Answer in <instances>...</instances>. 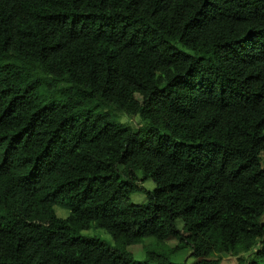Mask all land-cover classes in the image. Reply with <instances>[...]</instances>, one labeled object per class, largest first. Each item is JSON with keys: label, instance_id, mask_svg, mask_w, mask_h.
Wrapping results in <instances>:
<instances>
[{"label": "trees", "instance_id": "obj_1", "mask_svg": "<svg viewBox=\"0 0 264 264\" xmlns=\"http://www.w3.org/2000/svg\"><path fill=\"white\" fill-rule=\"evenodd\" d=\"M224 255L264 264V0H0V264Z\"/></svg>", "mask_w": 264, "mask_h": 264}, {"label": "rangeland", "instance_id": "obj_2", "mask_svg": "<svg viewBox=\"0 0 264 264\" xmlns=\"http://www.w3.org/2000/svg\"><path fill=\"white\" fill-rule=\"evenodd\" d=\"M116 113H117L118 118L124 122H127L129 124H133L137 122V119H138L137 115L133 116V115L123 113V112H118V111H116ZM141 183L145 187H151L153 185V180L147 177L143 179ZM145 198H146V195L142 190H136L130 193V199L132 201H136V202L142 201ZM54 209H55V212L61 216H64L67 213V208L60 206L58 204H54ZM177 223L180 224V221L178 220ZM80 231L83 234H89V235L93 234V235L99 236L104 239H108V240L110 239L109 233L100 226L90 225L89 227L82 228ZM151 239H152V236L150 235L143 236L138 241L130 243L128 247L133 251L134 256L141 257L144 253V250L148 247V242L150 243ZM174 242L175 240L167 239L163 242L162 247L171 246L170 244H173ZM190 250L191 249L188 246H184L183 248L180 249V251H176L175 253L170 250H167L166 252L168 256H170L171 258H174V259L186 258L187 260H190L192 259V256L190 255ZM246 254L249 255V253H246ZM219 264H238V263L234 255H224L221 257Z\"/></svg>", "mask_w": 264, "mask_h": 264}]
</instances>
